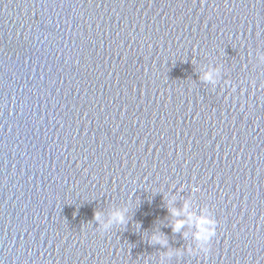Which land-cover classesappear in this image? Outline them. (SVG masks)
Wrapping results in <instances>:
<instances>
[{"label": "water", "instance_id": "1", "mask_svg": "<svg viewBox=\"0 0 264 264\" xmlns=\"http://www.w3.org/2000/svg\"><path fill=\"white\" fill-rule=\"evenodd\" d=\"M0 264H264V0H0Z\"/></svg>", "mask_w": 264, "mask_h": 264}, {"label": "clouds", "instance_id": "2", "mask_svg": "<svg viewBox=\"0 0 264 264\" xmlns=\"http://www.w3.org/2000/svg\"><path fill=\"white\" fill-rule=\"evenodd\" d=\"M213 72L214 70L205 72L203 78L205 80H213L214 79ZM96 219L97 220L100 219L99 213H97ZM113 219L120 223L124 222V217L121 213L114 214ZM217 223H218L217 220L207 211H205L204 214H202L197 218L198 229L196 233V240L199 242L200 247L205 252L208 251V245L211 241V238L216 235ZM180 227H182L181 223H177L175 225V228L177 230Z\"/></svg>", "mask_w": 264, "mask_h": 264}]
</instances>
